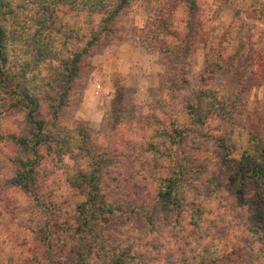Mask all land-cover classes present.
<instances>
[{
	"label": "rangeland",
	"instance_id": "374dc122",
	"mask_svg": "<svg viewBox=\"0 0 264 264\" xmlns=\"http://www.w3.org/2000/svg\"><path fill=\"white\" fill-rule=\"evenodd\" d=\"M196 1L191 10L187 0H132L108 26L103 13L58 5L53 14L55 28L60 29L53 45L56 51L52 59H40L34 66L46 79L38 81L44 84L38 92L41 107L36 118L80 134L87 146L83 162L94 150L113 151L121 141L118 124L129 127L136 143L129 142L133 157L126 153L123 175L138 173L151 181L169 176L173 162L172 158L156 161L145 149L143 135H151L160 119L176 118L183 128L196 129L187 112L199 92L210 87L226 94L230 111L225 120L210 118L198 131L206 137L192 131L173 153L181 162L196 164L195 168L209 160L204 173L188 175L197 203L200 200L208 212L204 223L215 225L214 243L220 256L225 252L230 257L226 264H249L251 250L237 249L249 244L233 181L240 151L226 156L211 137L221 135L219 128L224 125L244 131L264 125V70L259 65L264 59V15L252 11L259 0ZM94 33H100L99 40L68 81L67 61L84 49ZM5 111L2 131L7 138L0 141V264H73L72 247L78 242L72 219L74 190L58 173L41 165L39 185L45 207L37 209L29 195L11 184L17 160L31 154L9 136H30L32 124L25 109L11 99ZM49 144L53 145L49 142L41 149L49 150ZM211 169L218 173L207 182L203 175ZM59 194L64 196L54 198ZM135 221L136 233L131 234L141 233L150 244L168 236L166 227L149 233L148 223ZM128 230L119 225L117 235L123 238ZM159 259L152 257L149 263L170 264L166 249Z\"/></svg>",
	"mask_w": 264,
	"mask_h": 264
},
{
	"label": "trees",
	"instance_id": "16d2710c",
	"mask_svg": "<svg viewBox=\"0 0 264 264\" xmlns=\"http://www.w3.org/2000/svg\"><path fill=\"white\" fill-rule=\"evenodd\" d=\"M131 1L0 0V141L7 138L2 131L7 100L11 99L15 105L20 104V108L25 109L26 119L32 124L30 136H9L31 154L17 160L16 171L10 182L29 195L37 209L45 207L39 185L41 165L58 173L65 184L74 190L72 219L78 242L72 247L73 264H150L151 258L156 259V256L158 262H161L159 256L165 249L170 264H226L224 260L230 257L225 252L220 256L214 243L215 225L208 226L204 223L208 212L200 204V200L197 203V196L193 193L194 186L188 176L204 173L209 160L201 162L195 168L196 164L191 161L189 164L181 162L175 159L173 153L179 145L184 144L192 131L197 132L198 137H206L200 133L201 127L210 118L225 120L230 111L226 94L210 87L199 92L197 102L191 104L187 112L191 125L198 127L196 129L183 128L184 124L176 118L169 119L168 122L160 119L161 125L154 127L151 135H143L146 137L143 145L156 161L172 158L173 162L169 176L159 177L157 180L153 178L151 181L138 173L123 175V170H126L122 167L126 153L133 157L128 152L131 148L129 142L136 143L129 127L118 124L117 133L121 136V141L113 151H87L89 156L84 163L82 153L87 146L80 134H73L66 126L58 125L53 128L44 119L36 118L41 107L38 92L40 85L44 84L38 81L46 79L39 74L41 69L36 71L34 66L39 64L40 59H52L53 52L56 51L53 45L60 29L55 28V8L60 4H69L73 9L88 14L103 13L104 22L108 26ZM187 1L190 9L195 10L197 1ZM255 4L252 11L258 17L263 16L264 2L259 0ZM99 38L100 33H94L84 49L67 61L68 81L77 75L84 55ZM259 65L264 70V59H260ZM263 126H253L244 131L224 125L219 128L221 135L215 138L210 136L226 156L233 150L240 151L237 158L239 172L234 174L233 181L236 205L245 213L244 227L249 244L239 243L237 249L248 252L251 250L253 258L249 264H264ZM49 142L53 143L48 145L49 150L41 149ZM129 168L131 167L127 169ZM205 172L203 177H206L207 182L213 181L218 173L215 169ZM58 196L62 197L64 194L54 198ZM54 207L61 209L59 205ZM135 220L141 224L148 223L149 233L157 231L159 227H166L168 236L165 240L157 239L155 244H150L149 238L141 236V233L131 234L136 233ZM119 225L130 228L123 233V238L117 235ZM47 231L48 227L45 229ZM166 239L168 242L164 246ZM144 252L149 256L146 257ZM237 259L243 258L238 256Z\"/></svg>",
	"mask_w": 264,
	"mask_h": 264
}]
</instances>
